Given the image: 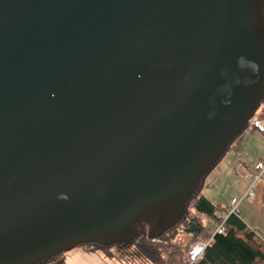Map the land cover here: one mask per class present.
<instances>
[{
    "label": "water",
    "instance_id": "95a60500",
    "mask_svg": "<svg viewBox=\"0 0 264 264\" xmlns=\"http://www.w3.org/2000/svg\"><path fill=\"white\" fill-rule=\"evenodd\" d=\"M264 0H0V264L170 228L264 98Z\"/></svg>",
    "mask_w": 264,
    "mask_h": 264
},
{
    "label": "trees",
    "instance_id": "16d2710c",
    "mask_svg": "<svg viewBox=\"0 0 264 264\" xmlns=\"http://www.w3.org/2000/svg\"><path fill=\"white\" fill-rule=\"evenodd\" d=\"M263 103L264 98L261 105ZM263 117L264 109L257 119L261 120ZM251 118L245 128L249 127ZM254 128H258L255 122ZM226 209L227 207L213 203L205 196L199 183L188 198L182 215L165 232L151 233V220L143 217L136 220L133 223L136 231L133 243L152 264H264V239L261 234L244 220L240 210L225 216ZM223 219L225 231L219 233L216 227ZM208 240L210 242L203 254L191 263L188 253L192 245L198 241ZM81 246L93 247L112 254L113 245L90 243ZM116 246L120 247V244ZM63 254L38 264H54Z\"/></svg>",
    "mask_w": 264,
    "mask_h": 264
},
{
    "label": "rangeland",
    "instance_id": "374dc122",
    "mask_svg": "<svg viewBox=\"0 0 264 264\" xmlns=\"http://www.w3.org/2000/svg\"><path fill=\"white\" fill-rule=\"evenodd\" d=\"M264 103L257 109L251 118L249 127L245 128L233 141L231 148L225 152L215 164L208 169L202 176L200 182L201 189L213 203L220 204L223 207H229L234 197L240 198L248 187V176L242 171L247 168L250 172L256 162L264 160V133L258 128H254L256 118L262 115ZM264 121V117L262 118ZM264 184V175L256 185V196L254 201L244 200L240 204L242 217L255 228L264 239V210L254 211V204L260 194V184ZM256 209H258L256 207ZM253 210V212H252ZM226 214V210L224 211ZM205 218L204 215H202ZM159 228L154 223L150 229L154 233ZM138 246L134 243L118 248L114 246L115 251Z\"/></svg>",
    "mask_w": 264,
    "mask_h": 264
},
{
    "label": "crops",
    "instance_id": "0c3cea01",
    "mask_svg": "<svg viewBox=\"0 0 264 264\" xmlns=\"http://www.w3.org/2000/svg\"><path fill=\"white\" fill-rule=\"evenodd\" d=\"M261 121L264 125L263 119H261ZM242 172L245 175H248L249 171L246 168ZM259 188L261 195L257 197L254 202L256 205L253 207L254 211L259 210V208L264 210V184L261 183ZM256 207L258 209H256ZM118 248H124V246ZM111 251L112 254L109 255L106 252L99 249H94L93 247L75 246L65 251L64 254L54 264H152L143 255L139 248L136 249L135 247H130L120 251H115L114 248H111Z\"/></svg>",
    "mask_w": 264,
    "mask_h": 264
},
{
    "label": "built area",
    "instance_id": "2783aa9c",
    "mask_svg": "<svg viewBox=\"0 0 264 264\" xmlns=\"http://www.w3.org/2000/svg\"><path fill=\"white\" fill-rule=\"evenodd\" d=\"M255 125L259 128L261 132L264 133V125L260 119L255 120ZM264 175V160L258 161L254 164L253 169L248 172V187L243 193V195L238 198L234 197L231 201V205L227 207V214L236 212L240 210V204L244 200H249L250 202L254 201V197L256 196V185L261 180V178ZM217 232L224 233L225 231V219H223L218 225H217ZM210 240L208 241H198L195 244L192 245V247L189 250L188 253V259L192 263L196 261L204 252L205 248L209 244Z\"/></svg>",
    "mask_w": 264,
    "mask_h": 264
}]
</instances>
